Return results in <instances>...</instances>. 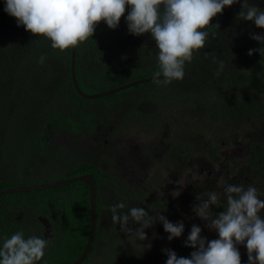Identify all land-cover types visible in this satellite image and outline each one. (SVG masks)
<instances>
[{"label": "trees", "instance_id": "1", "mask_svg": "<svg viewBox=\"0 0 264 264\" xmlns=\"http://www.w3.org/2000/svg\"><path fill=\"white\" fill-rule=\"evenodd\" d=\"M5 2L0 0V5ZM237 9L235 5L231 10L226 7L213 18L206 29V45L194 53L191 63L185 64L182 80L167 84L161 79L90 100L79 96L73 85L72 48L53 49L50 39L18 26L17 19L5 9L0 13V190L92 175L95 231L81 264H166L168 257L163 249L190 258L195 249L185 247V241L192 225L185 222L183 235L172 241L167 232H159L157 223L145 230L146 241H140L134 233L125 234L111 221L110 208L120 202L126 204L124 212L143 207L150 215L163 214L173 223L179 220L174 209L156 200L152 192L120 179L106 154H89L79 144L51 145L46 140L48 130L81 140L98 133L101 124L112 125L116 133L141 127L158 132L168 141L165 161L177 167L178 161L205 152L219 161V155L214 154L228 129L245 140L248 148L238 164L242 173H236L237 178L229 183L254 186L264 198V70L248 55L246 40L243 45L233 40L228 22L236 17ZM128 11L130 8L117 29L101 22L94 36L76 47V77L83 92H104L155 76L159 71L158 48L149 49L147 45L151 34H130ZM126 40L133 44L132 50L120 52L118 47ZM131 54L136 66L126 60ZM41 56L45 57L43 63L39 62ZM220 61L224 69L217 76ZM122 101L130 103L128 108L123 107L125 116L143 122H97L101 116L99 105L115 104L119 112L116 104L122 105ZM168 114L177 118L171 126L163 122ZM217 208L225 210L226 202L220 201ZM37 216L49 218L54 227L45 256L38 264H71L88 238V185L78 181L0 195V246L16 232H23L25 238L31 237L34 230L41 235L43 228ZM130 227L139 225L130 221Z\"/></svg>", "mask_w": 264, "mask_h": 264}, {"label": "clouds", "instance_id": "2", "mask_svg": "<svg viewBox=\"0 0 264 264\" xmlns=\"http://www.w3.org/2000/svg\"><path fill=\"white\" fill-rule=\"evenodd\" d=\"M242 3L237 20L254 23L264 29V9L249 0H6L5 11L17 19L18 26L35 36H44L51 47L65 51L93 37L96 27L104 22L110 29H117L127 12L128 31L135 36L151 34L158 48L159 71L155 76L170 84L185 76V64L191 63L194 52L204 48L209 37L206 30L226 7ZM219 27V25H216ZM251 39L264 45V35L250 34ZM258 51L264 57V47L250 49L248 55ZM44 56L39 58L43 63ZM224 69L220 61L215 75ZM192 211L206 222L218 239L202 237V228L193 224L185 241V247L195 249L189 257H178L171 249H163L166 264H241L238 245H245L248 264H264V199L254 186L227 185L223 190L225 210H212L221 201L215 191L206 199L197 197ZM123 202L112 205L111 221L118 224L125 234L134 233L140 241H146V229L157 222L163 224L168 240L180 238L183 221L170 222L163 214L150 215L143 207H132L127 212ZM130 221L139 227H130ZM50 241L38 236L25 238L16 232L5 238L0 246V264H38L45 256Z\"/></svg>", "mask_w": 264, "mask_h": 264}, {"label": "rangeland", "instance_id": "3", "mask_svg": "<svg viewBox=\"0 0 264 264\" xmlns=\"http://www.w3.org/2000/svg\"><path fill=\"white\" fill-rule=\"evenodd\" d=\"M258 7L264 9V6L258 5ZM247 26L251 29L245 30L242 25L232 26L234 38L232 39L234 42H238L237 44L241 42L243 45L246 40L248 51L264 47V45L250 37L251 33L264 35V29L257 28L252 22L250 24L247 22ZM251 56H253L254 65H259L264 70V57L258 51ZM176 120V116L166 115L164 123L171 126ZM112 134L116 138V145L122 148V151L114 159L115 170L120 178L127 179L132 184H138L143 189L152 192L156 200L174 209L178 222L183 221V223L188 222L191 225L200 226L202 228V237H206L209 241L219 238L215 231H210L206 227L205 221L195 215L192 207L194 204L199 203L198 196L201 199H206L207 194L213 191L221 196V202L224 201L223 190L230 184L229 180L236 179V173H238L237 176L242 173L238 164L247 154L245 140L238 135L234 136L227 129L223 135L225 137L222 136L220 138L223 141L217 146L219 148L214 154L219 155V161H214L210 153L198 154L189 160V168L184 171L186 173L181 174L173 166L166 163L164 152L169 144L167 140L161 138L158 132L150 133L141 127H136L131 131L114 132ZM107 136H109L107 131H99L93 137L88 135L81 140H77L62 132L48 130L46 140L51 145L64 144L73 147L75 144L83 145L87 149L86 152L90 154L92 149L99 147L101 142L107 139ZM86 163L88 162L86 161ZM229 171L232 172L229 173ZM212 210L214 214L222 211L217 208V205L213 206ZM36 218L41 223L43 230L41 235H38L36 230H34L31 236L35 235L50 241L54 232L53 221L44 216H37ZM157 228L159 232L165 231L163 224L160 222H157ZM154 238L158 240L157 237ZM238 248L241 253V264H248L246 246L238 245Z\"/></svg>", "mask_w": 264, "mask_h": 264}, {"label": "flooded vegetation", "instance_id": "4", "mask_svg": "<svg viewBox=\"0 0 264 264\" xmlns=\"http://www.w3.org/2000/svg\"><path fill=\"white\" fill-rule=\"evenodd\" d=\"M254 1H256V2H254ZM249 3H254L257 6L258 5L264 6V0H249ZM234 5L237 6L238 9L236 10V17H234L233 20L228 22V25H229V28H230V32L233 34V29H232L233 25H237V26L242 25V28H244L245 30H247V29L250 30L251 28L249 26H247V22L248 21L246 22V21H243V20H239V21L237 20V14L241 11L242 3H237V4H234ZM228 8H229V10H231V7H228ZM248 23L250 24V22H248ZM132 45L133 44H130V42H128L126 40V41L121 42L120 47H118V49H119L120 52H126V51H129V50H132V47H133ZM147 45H148V48L151 49V48H154L156 46V42L153 39L152 40L150 39V40L147 41ZM126 60H127V62H129V65L136 66V64H135L136 59L133 57V54L128 56L126 58ZM103 61H106L107 64H110V62L108 60H106V59H103ZM114 105L115 104H106V105H103V106L99 105L101 108L98 111L100 112L101 116H100V119L97 122H143L142 120L138 121V119L136 120V119H133L131 117L127 118L125 116V114H127V112H126V109H124V108L125 107L128 108L130 106L129 102L122 101V105L116 104L117 109L120 110L119 112H117V110H116ZM121 110L123 111V115L120 114ZM134 114L136 116H138L137 113H134ZM168 115L171 116L170 114H168ZM165 116L166 115H164V118H165ZM111 117H114V118H111ZM97 131H98V133H99V131H101V132L107 131V134H109V136H107V139H104L101 142L99 147L92 149V152H102V153L106 154L107 159L113 160V162L115 163L114 159L117 157V154H119V152L122 151V148H121V146L116 145V138L112 134V133H114L113 126L110 125V126L104 127L101 124V126L98 127ZM120 133H122V132H120ZM90 136L93 137V135H90ZM96 136H98V135H96ZM167 149H168V147H167ZM167 149L165 150V152H167ZM247 151H248V148H247ZM188 162H189V159L183 160L181 162L178 161V166L174 167V169L179 171V173L184 174V173H186L184 171L188 170V168H189ZM166 163H167V160H166ZM167 164L170 165V166H173L170 163H167ZM102 166H104V164ZM180 168H182V169H180ZM115 172H116V170H115ZM230 172H232V171H229V173ZM116 174L118 175L117 172H116ZM120 179H122V178H120ZM122 180H125L126 182L131 183V181H129L127 179H122ZM137 186H138V184H137Z\"/></svg>", "mask_w": 264, "mask_h": 264}, {"label": "water", "instance_id": "5", "mask_svg": "<svg viewBox=\"0 0 264 264\" xmlns=\"http://www.w3.org/2000/svg\"><path fill=\"white\" fill-rule=\"evenodd\" d=\"M5 7H6V2L3 3L2 5H0V13L5 9ZM75 63H76V47H72V49H71L72 82H73V85H74L75 90L78 93V95L84 99H89V100L90 99L104 98V97L117 94L121 91L135 87V86L143 84V83H149V82L164 79L162 75L159 78H157L156 76H151V77H147V78H143V79H139L136 81L129 82L125 85H122V86H119V87H116V88H113L111 90H107L104 92L95 93V94H87V93L82 91V89L80 88V86L78 84L77 77H76ZM78 181L84 182L89 187L90 224H89V233H88L86 245H85L82 253L80 254V256L71 264H81V262L86 258L87 254L89 253L90 248H91V244L93 241L94 231H95V219H96L95 185H94L93 176L90 174H85V175L76 176V177L69 178V179L58 180V181L50 182V183H46V184H39V185H35V186H19V187H15V188H8V189L0 190V195H7V194H13V193L23 192V191L42 190V189H47V188L56 187V186H60V185H64V184L78 182Z\"/></svg>", "mask_w": 264, "mask_h": 264}]
</instances>
